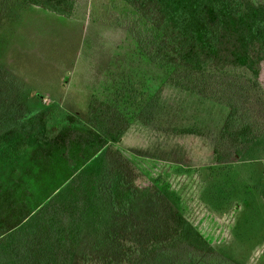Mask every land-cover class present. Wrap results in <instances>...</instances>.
Masks as SVG:
<instances>
[{
  "label": "rangeland",
  "instance_id": "obj_1",
  "mask_svg": "<svg viewBox=\"0 0 264 264\" xmlns=\"http://www.w3.org/2000/svg\"><path fill=\"white\" fill-rule=\"evenodd\" d=\"M150 35L160 37L124 0H77L70 18L0 0V68L9 74L3 90L21 88L26 116L11 130L0 120V231L35 227L38 210L71 178L89 177L94 186L88 209L73 225L72 260L79 263L90 237H126L133 213H144L152 201L119 184V146L138 161L175 165L189 185L195 174L191 192L223 223L240 204L219 247L238 264H264V65L257 88L237 72L200 75L154 63L141 47ZM92 94L128 114L131 125L118 142L88 123ZM231 104L251 120L252 141L234 144L221 135ZM67 112L80 123L67 121ZM132 165L137 186L147 183L141 166ZM70 192L62 193L65 200ZM112 198L127 207L115 210ZM167 198L176 205L174 194ZM0 264L19 263L0 245ZM120 264L131 263L121 258Z\"/></svg>",
  "mask_w": 264,
  "mask_h": 264
},
{
  "label": "trees",
  "instance_id": "obj_2",
  "mask_svg": "<svg viewBox=\"0 0 264 264\" xmlns=\"http://www.w3.org/2000/svg\"><path fill=\"white\" fill-rule=\"evenodd\" d=\"M21 1L68 18L74 15L77 6V0ZM124 1L160 34L158 38L150 35L141 41L144 53L152 62L182 66L200 75L237 72L254 87H261L263 0ZM4 74L0 68V94L8 95L5 101L0 96V112L3 111L0 120L6 123L5 129L11 130L24 121L25 105L20 87L8 86L4 92L5 80L9 82V74L5 77ZM66 119L70 123L81 121L70 112L66 113ZM88 123L116 143L129 129L131 120L112 102L92 94L88 103ZM56 125L54 133L58 132ZM254 129L242 108L231 104L221 135L234 144L247 143L254 139ZM116 153L120 154L118 161L122 165L115 171L119 184L129 187L134 196L138 193L146 196L152 206L142 214L133 213L132 228L128 229L126 237L112 233L105 239L90 237L78 264H120L121 258L131 264H238L219 246L228 241L230 228L227 224L234 220L240 204L231 209L227 224L223 223L197 199V193L191 192V187L195 190L198 186L199 177L195 174L190 175L194 180L189 185L185 175L174 172L176 166L173 164L148 159L138 161V157L119 146H116ZM132 164L141 166L144 174L139 177L147 183L137 186V168ZM181 183L186 185V190ZM93 186L89 177L71 178L61 193H55L38 210L39 221L35 227L22 224L0 231L3 252L19 264H75L71 253L77 243L74 223L81 221L88 209L86 198L89 199ZM64 190H72L71 195L65 193L69 197L67 200L62 195ZM167 193L174 194L176 205L167 198ZM260 193L264 197V182ZM111 201L115 210L127 207V203L119 207L113 198Z\"/></svg>",
  "mask_w": 264,
  "mask_h": 264
},
{
  "label": "crops",
  "instance_id": "obj_3",
  "mask_svg": "<svg viewBox=\"0 0 264 264\" xmlns=\"http://www.w3.org/2000/svg\"><path fill=\"white\" fill-rule=\"evenodd\" d=\"M90 100V99H89Z\"/></svg>",
  "mask_w": 264,
  "mask_h": 264
}]
</instances>
